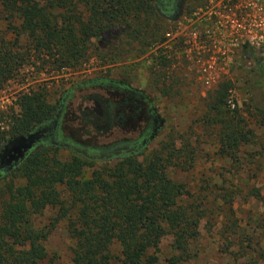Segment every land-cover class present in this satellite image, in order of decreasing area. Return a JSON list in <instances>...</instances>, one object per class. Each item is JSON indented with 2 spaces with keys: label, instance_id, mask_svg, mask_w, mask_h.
Wrapping results in <instances>:
<instances>
[{
  "label": "trees",
  "instance_id": "1",
  "mask_svg": "<svg viewBox=\"0 0 264 264\" xmlns=\"http://www.w3.org/2000/svg\"><path fill=\"white\" fill-rule=\"evenodd\" d=\"M178 1L0 0V90L36 61L42 68L79 67L93 40L110 30H118L119 40L108 47L106 57L115 59L125 52L143 55L166 39V21ZM182 7L186 14L195 8ZM258 52L244 45L241 61L248 66L251 59L248 73L253 79L249 80L264 88V57ZM157 59L161 65L170 61L166 53H159ZM151 68L161 78L154 65ZM106 82L105 77L72 81L54 102L42 86L19 91L17 109H0V264H58L47 256L44 242L66 216L73 240L71 264H158L160 241L166 235L173 251L168 264L186 263L197 256L195 241L202 221L208 223L221 212L219 234L238 244L235 264H264V216L259 224L263 233H249L250 222L239 225L233 218L230 191L221 193L222 202L215 203L171 177L169 168H192L191 141L183 147L177 145L175 135H167L146 153L93 167V159L78 152L62 159L59 146L37 135L59 120L60 104L69 101L75 90ZM233 88L231 79H220L205 104L220 125L219 152L232 160L241 145L255 138L239 108L229 109ZM254 108L263 123L264 111ZM24 140L30 141L25 149ZM140 155L142 161L137 160ZM252 195L264 201L260 192ZM56 207L48 224H34L31 214Z\"/></svg>",
  "mask_w": 264,
  "mask_h": 264
},
{
  "label": "rangeland",
  "instance_id": "2",
  "mask_svg": "<svg viewBox=\"0 0 264 264\" xmlns=\"http://www.w3.org/2000/svg\"><path fill=\"white\" fill-rule=\"evenodd\" d=\"M199 3L200 0H179L176 8L179 10L178 16L176 19L166 21L164 35L167 31L174 29V26L186 14V9H183L182 5L196 7ZM117 32L118 30L106 31L93 40L86 60L77 68L57 69L53 66L42 68L41 62L38 61L34 66H25L0 90V109H17V93L38 89L40 86L46 92L47 99L54 102L60 92L75 80L105 77L106 83L125 81L127 86L146 97L161 119V124L150 141L142 148L141 153L155 148L167 135H175L179 146L184 147L188 141H191L195 157L192 168H169L171 177L183 182L189 192L200 196L206 195L208 200H215V203L222 202L221 193L230 191V194L234 196V220L236 219L239 225L250 222L247 228L249 233L255 235L263 233L259 224L260 218L264 216V201L253 198L252 191L260 192L264 199V122H261L262 117L254 108L257 106L264 111V88L255 86L249 80L253 79V75L248 73L249 64L252 65L251 59L248 66H245L241 59L235 60L234 66L231 61L228 62L227 73L220 78L232 80L234 88L228 100L232 99L234 105L228 104L229 109L237 106L255 135L253 142L240 146L237 158L232 160L219 152L217 135L220 125L214 120V112L207 110L205 105L220 79L217 83L205 84L197 75L195 68L183 59L180 51L174 47L171 49L170 43L167 46L166 39L162 43H155L148 52L140 56H135V52L129 54L125 52L118 58H108L105 56L108 53V47L118 44L117 34L119 33ZM159 53H166L170 61L161 65L157 59ZM151 65H154L161 73V78L153 75ZM119 86L122 87V85ZM108 94L101 86L75 90L71 99L64 101L65 106L69 105L65 110L68 113H75L79 102L87 96H95L99 100L107 98L116 106L121 99L128 97L127 91L123 93L119 91L115 97H109ZM69 114L67 119L61 120L64 129L63 142L71 144L86 142L87 146L96 143L100 146L122 138L119 135L113 139L107 135V131L104 132L102 129L98 131L93 122L83 128L81 121L73 123ZM105 122L106 120L103 119L102 123L105 124ZM125 136L136 137L133 134ZM29 142L24 140V149ZM57 151L62 159H69L74 152L76 153L72 147L65 144L59 145ZM122 157L93 159V167L103 164L114 165ZM143 159L144 155L137 157L138 161ZM238 188L241 190L239 195L236 194ZM57 211V207L47 208L42 213H33L31 216L36 226H43L49 223ZM223 215L224 213L221 212L218 217L210 219L208 223L207 220L202 221L200 236L195 241L197 256L181 264H235L234 252L237 251L238 244L229 243L225 236L219 234L222 220H224ZM67 223L68 216L55 225L44 242L47 256L58 264H71L70 248L73 240L70 238ZM170 243L169 235L161 239L158 264H168L166 259L173 252ZM226 246L229 252L224 251ZM243 259H246V256L240 257L237 261L240 262Z\"/></svg>",
  "mask_w": 264,
  "mask_h": 264
},
{
  "label": "built area",
  "instance_id": "3",
  "mask_svg": "<svg viewBox=\"0 0 264 264\" xmlns=\"http://www.w3.org/2000/svg\"><path fill=\"white\" fill-rule=\"evenodd\" d=\"M165 37L205 84L217 83L244 45L264 57V0H202Z\"/></svg>",
  "mask_w": 264,
  "mask_h": 264
},
{
  "label": "flooded vegetation",
  "instance_id": "4",
  "mask_svg": "<svg viewBox=\"0 0 264 264\" xmlns=\"http://www.w3.org/2000/svg\"><path fill=\"white\" fill-rule=\"evenodd\" d=\"M101 88L109 93V97H115L119 91L121 93L127 91L128 97L121 99L119 105L116 106L107 98L99 100L95 96H87L79 102L77 111L75 113L69 112L70 114L65 110L69 105L65 106L64 103H61L58 109L59 120L54 121L51 126L44 128L37 135L40 137L47 136L50 142L56 146L65 144L72 147L73 150L89 159L122 157L140 152L161 124L157 111L143 94L127 86L125 81L108 82L103 84ZM68 114L73 123L81 121L83 128H86L88 123L93 122L98 131L101 129L104 132L107 131V135L113 139L119 135L122 138L117 139L118 141L103 143L100 146L96 143L87 146L86 142L76 144L63 142L64 129L61 120L67 119ZM103 119L106 120L105 124L102 123ZM130 134L136 135V137L125 136Z\"/></svg>",
  "mask_w": 264,
  "mask_h": 264
},
{
  "label": "water",
  "instance_id": "5",
  "mask_svg": "<svg viewBox=\"0 0 264 264\" xmlns=\"http://www.w3.org/2000/svg\"><path fill=\"white\" fill-rule=\"evenodd\" d=\"M178 12H179V10L174 11V13L169 18L171 20L176 19V17L178 16Z\"/></svg>",
  "mask_w": 264,
  "mask_h": 264
}]
</instances>
